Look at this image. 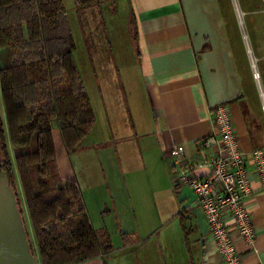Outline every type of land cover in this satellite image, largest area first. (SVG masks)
Segmentation results:
<instances>
[{
    "label": "crops",
    "instance_id": "1",
    "mask_svg": "<svg viewBox=\"0 0 264 264\" xmlns=\"http://www.w3.org/2000/svg\"><path fill=\"white\" fill-rule=\"evenodd\" d=\"M124 2L134 22L131 28L135 32L139 64L141 102L135 101L134 107L137 115L145 107L146 114L151 117L152 135L140 137V141L147 150V160L150 161L153 155L159 156L167 188L165 191L169 194L167 201L163 199V203L167 204L164 210H160L159 218L167 221L162 224L154 220L150 231H144L142 227L145 223L135 220L137 217L132 214L137 212L139 215L141 210L140 214L145 213L144 207L136 205L134 193L139 194L130 190L126 173L122 174V180L105 178L101 172L100 175L98 165L92 164L93 172L88 176L90 183L84 179L89 184L91 198H85L78 177L77 180L88 210L98 208L100 211L98 220L89 213L94 227L98 224V229L109 231L108 222L113 220L108 221V218L114 214V228L121 237L123 234L130 235L129 242L133 243L125 248L122 237L120 243L114 246L113 253L84 264H224L211 238L205 215L196 204L193 190L174 183V175L179 172L180 165L176 158L170 157L169 151L173 147H181L184 157L189 160L214 155L217 148L205 149L202 143L214 133L213 110L225 105L232 115L241 149L250 164L251 153L256 149L264 150L261 98L264 85L262 78L260 83L254 79L248 50H252V57L258 62L262 64V61L259 54L258 58L255 56L249 38L247 41L244 39L245 28L242 30L239 27L238 30L231 17L229 19L225 14L220 0ZM237 21L239 23L238 16ZM255 49L259 53L258 45ZM132 87L133 84H130L129 89ZM2 111L5 120L3 106ZM138 123L147 125L145 120H138ZM120 134H123L120 138L135 135L129 130ZM153 144L155 149L151 150ZM120 145V150L132 154L133 158L137 152L134 142ZM249 167L253 169L251 164ZM205 173L206 170L197 172L199 175ZM250 177L253 192L246 206L253 218L256 241L253 245L246 244L235 230L233 237L243 264H264V190L252 173ZM103 184H108L113 190L115 188L113 192L109 190L110 196L107 195L111 202L105 200L106 195L102 198L98 195L106 194ZM144 218L145 215H142L141 219ZM170 222L171 227H175L174 235L168 230ZM228 224L233 229L232 219L228 220ZM157 225L166 234L154 241L150 237L159 233ZM147 227L144 229L147 230Z\"/></svg>",
    "mask_w": 264,
    "mask_h": 264
},
{
    "label": "trees",
    "instance_id": "2",
    "mask_svg": "<svg viewBox=\"0 0 264 264\" xmlns=\"http://www.w3.org/2000/svg\"><path fill=\"white\" fill-rule=\"evenodd\" d=\"M102 2L74 0L78 10ZM2 50L11 64L0 69V176L8 174L40 264H84L110 255L111 236L94 227L71 160L94 129L95 113L63 0H0ZM257 67L262 78L261 62ZM122 237L130 247L131 236Z\"/></svg>",
    "mask_w": 264,
    "mask_h": 264
},
{
    "label": "rangeland",
    "instance_id": "3",
    "mask_svg": "<svg viewBox=\"0 0 264 264\" xmlns=\"http://www.w3.org/2000/svg\"><path fill=\"white\" fill-rule=\"evenodd\" d=\"M233 1L220 0L225 14L229 19L231 17L232 23L238 30L239 27L243 30L237 21L238 8L244 14V16L242 14V18L239 16L244 23V33L247 32L246 35L252 48L255 49V46L258 45L259 56L264 64V0H237L238 8ZM63 3L76 43L74 59L90 97L96 121L94 129L71 159L78 174L76 175L79 184L83 193L86 194L85 198H91L87 181H89L88 176L93 172L92 164L98 165L99 173L101 172L105 178L122 180V174L126 173L125 177L129 182L130 190L139 194L134 193V201L136 205L143 206V212H145L140 214L141 210L139 215L137 212H132V214H134V218L137 217L135 220L145 223L142 227L144 231H150L154 220H157L158 223L161 221L162 224L167 221L159 216L160 210L162 208L164 210L167 204L163 203V199L167 201L169 194L165 191L167 188L164 174L159 166V156L153 155L150 161L147 160V150L144 149L143 143L140 141V137L152 135L150 132L151 117L146 114L145 107L141 108L139 115L134 107V102L140 103L141 99L135 32L131 28L133 25L130 24L131 12L124 0H103L101 6L95 4L82 10L76 8L74 0H63ZM256 61L258 63L259 60ZM10 64L9 52L7 50L0 51V69L8 67ZM261 71L263 72L264 68ZM262 83L264 85V72ZM130 84H133L131 89H129ZM138 120H145L147 125L146 123L144 126L139 125ZM125 130L135 133L134 137L120 138L123 135L120 134L121 132H127ZM132 141L137 149L133 158L132 154H125L119 148L121 143ZM154 146L155 144L150 146L151 150L155 149ZM34 149L35 146L27 151H34ZM10 154L14 161L17 154L13 148L10 149ZM103 161L106 162L103 163ZM101 164L102 168H99ZM167 167L169 169L168 164ZM103 185V192L106 191V194L99 193L101 198L103 195L110 196L109 190L112 192L115 190L108 184ZM19 195L20 207L26 211L23 190H20ZM106 196H104L105 200L111 202V199ZM136 207L139 209V206ZM88 211L93 219L98 220L101 217L98 208ZM142 215H145L144 219H141ZM112 216L108 218V221L112 219L113 222L111 220L108 222L110 224L109 231H107L111 236L113 246H117L122 237L116 230L117 228H114L115 218ZM95 225L96 229L100 231L98 229L100 226ZM145 226H148L147 230L144 229ZM171 226L170 222L168 230H171L170 233L173 232L174 235L175 227ZM26 227L31 234L32 241L35 242L27 222ZM159 227L157 225V229ZM165 234L159 229V233L151 236L150 239L158 241ZM35 250L39 260L36 246Z\"/></svg>",
    "mask_w": 264,
    "mask_h": 264
},
{
    "label": "built area",
    "instance_id": "4",
    "mask_svg": "<svg viewBox=\"0 0 264 264\" xmlns=\"http://www.w3.org/2000/svg\"><path fill=\"white\" fill-rule=\"evenodd\" d=\"M254 69V79L260 83L261 75ZM264 111V93L261 92ZM214 133L202 143L203 148L216 147L214 155L200 159H186L184 149L173 147L171 158L180 165L174 183L191 188L196 204L202 210L208 223L211 238L224 264H243L236 246L233 230L248 245L256 241V231L246 201L253 192L251 173L264 190V150L256 149L248 159L243 153L232 115L225 105L217 106L213 112ZM199 170H206L203 175ZM234 221L233 229L228 220Z\"/></svg>",
    "mask_w": 264,
    "mask_h": 264
},
{
    "label": "water",
    "instance_id": "5",
    "mask_svg": "<svg viewBox=\"0 0 264 264\" xmlns=\"http://www.w3.org/2000/svg\"><path fill=\"white\" fill-rule=\"evenodd\" d=\"M238 18L242 26L243 20L239 16ZM243 34L244 39H247L244 30ZM251 52L249 49L248 53ZM0 107L1 117L4 119L1 100ZM0 264H40L25 217L19 209L17 195L9 185L7 173L0 176Z\"/></svg>",
    "mask_w": 264,
    "mask_h": 264
},
{
    "label": "bare ground",
    "instance_id": "6",
    "mask_svg": "<svg viewBox=\"0 0 264 264\" xmlns=\"http://www.w3.org/2000/svg\"><path fill=\"white\" fill-rule=\"evenodd\" d=\"M234 2V4H236V7L238 8V2H237V0H234L233 1ZM239 13V14H238ZM238 16L240 15V17L242 18V13L240 12V10H239V8H238ZM243 26H244V23L242 24V28H243ZM248 40V38L246 39V41ZM250 56H251V60H252V64L254 65V68L255 69H257V61H256V59L255 58H253L254 57V55L252 54V52L250 53ZM253 56V57H252ZM253 58V59H252Z\"/></svg>",
    "mask_w": 264,
    "mask_h": 264
}]
</instances>
